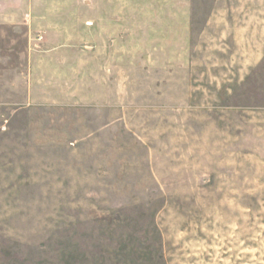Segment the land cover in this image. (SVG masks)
<instances>
[{
	"label": "rangeland",
	"instance_id": "obj_1",
	"mask_svg": "<svg viewBox=\"0 0 264 264\" xmlns=\"http://www.w3.org/2000/svg\"><path fill=\"white\" fill-rule=\"evenodd\" d=\"M0 264H264V0H0Z\"/></svg>",
	"mask_w": 264,
	"mask_h": 264
},
{
	"label": "crops",
	"instance_id": "obj_2",
	"mask_svg": "<svg viewBox=\"0 0 264 264\" xmlns=\"http://www.w3.org/2000/svg\"><path fill=\"white\" fill-rule=\"evenodd\" d=\"M162 8H163V6H162ZM116 11H117L116 7H114L113 9H106V7H103V8L101 7L100 10H99V13H100L99 17H100V19L102 18V12H103V20L99 19V23H101V22L106 23L107 12H108V17H112V14H113V20H114V23H115L116 22V19H115V16H116L115 12ZM167 11H168V9H167ZM109 19H111V18H109ZM110 26H113V27L115 26L116 27V23L113 24V25H110Z\"/></svg>",
	"mask_w": 264,
	"mask_h": 264
}]
</instances>
